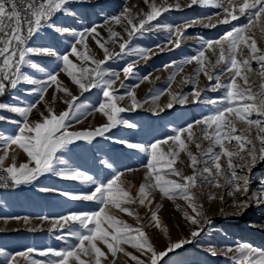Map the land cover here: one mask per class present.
Masks as SVG:
<instances>
[{
	"label": "snow or ice",
	"instance_id": "6c2138e0",
	"mask_svg": "<svg viewBox=\"0 0 264 264\" xmlns=\"http://www.w3.org/2000/svg\"><path fill=\"white\" fill-rule=\"evenodd\" d=\"M73 2L74 0H0V96L4 95L9 87L16 89L23 81L36 86L31 91L39 94L37 103L46 105L41 111L37 104L18 107L0 103V109L22 117V121H13L18 125L16 133H0V150L4 152V155L0 156V180L19 186L38 182L45 174H52L81 181L94 186V190L83 194L65 192L63 195L73 200L96 201L102 205L98 211L70 212L56 218L52 227L62 230V234L56 236V239L64 241L65 246L38 251L40 257L47 259H31L30 264H116L118 253L129 256L135 264H168L164 258L168 257L169 253L183 251L185 245L199 244V238L205 232V225L212 223L195 189L199 188L202 193L205 187H226V195L233 197V204L237 207L234 215H239V209L246 208L253 202L264 203V182L259 184L256 191L250 192L251 171L258 162L264 161V47L258 46L254 31L258 30L259 39L264 40V0H190L188 7L208 5L220 9L221 12L216 15L223 14V19L219 21L221 24L231 25L232 21L239 22L241 17L246 19V23L232 25L230 30H226L218 39L203 40L196 55L186 57L179 63L173 61L171 65H166V68L173 69L168 77L166 89L149 90L151 104L154 105L149 111L153 113L162 112L165 108L172 109L177 104L199 103L211 105L213 109L208 115L187 123L184 127L172 129V135L147 146L124 140L117 141L148 156L143 182L135 196L130 188L124 186V173L118 172L110 179L98 180L86 172L71 169L62 154L75 141L91 142L96 137H103L120 124L135 128L134 123L122 119L120 114L135 111L143 104L149 103L148 99L138 101L135 90L131 89L126 93L130 104L122 106L126 97L116 94L117 81H120L121 88L124 87L121 71L125 80L130 78L134 75L138 61L126 62L121 71L105 67L107 61L121 59L125 55L141 60L149 59L157 52L134 46L133 40L137 36H144L145 33L161 28L167 29L170 34L168 43L173 48H179L186 29L192 25L172 26L159 23L158 18L164 12L173 7H181L178 0L174 4L168 0H160L159 3L157 0H143L148 6V11L133 12L125 7L118 15L112 16L110 22L106 21V24L120 25L127 38L109 26L108 39L104 40L96 26L84 28L79 32L58 26V14L75 16L71 9ZM208 19L211 20L212 17ZM153 21L157 23L153 24ZM205 27L216 25L209 23ZM49 30L53 36L59 33L75 38L70 52L60 55L52 47L30 46V41L40 38L41 31ZM88 37L102 50V59L97 58L89 48ZM109 43L118 45L119 52L110 50L107 46ZM157 48L163 50L159 45ZM206 53H211V56ZM30 57H55L60 61L57 65L59 71L54 69L47 74L46 79H32L23 72L25 66L38 68ZM211 57L215 59L212 60ZM253 62L258 69L255 74L260 77L258 90L254 88L255 81L251 79L254 74ZM193 63L195 67L192 73L182 75L177 82L176 77L184 73V66ZM60 73L70 78L79 89V94H74L59 80ZM201 75L209 82L204 88L199 87ZM140 79L141 82H150L149 75ZM173 84H177L181 91H175ZM188 84L193 85L192 90L184 93L182 88ZM52 85H55V92L63 93L64 96L54 95L52 102H49L45 99V93ZM136 87H139V84ZM92 89H99L105 98L98 102V105H89L80 100L84 93ZM207 92H218L222 95L214 99L208 97ZM164 95H167L168 100L161 106L158 102ZM57 99L66 105L60 112H56L52 106ZM34 109L38 117L35 120L30 119ZM93 112L101 113L107 118V122L93 129L69 130L72 121L79 123L82 118ZM253 116L256 118H252ZM5 119L6 117L0 116V120ZM238 124H243L244 127L238 128ZM205 140L211 145L207 149L202 147ZM233 141L236 143L235 151L226 146L231 145ZM13 145L16 147L12 149V164L4 167V160ZM191 145L195 146L196 153L191 150ZM17 150L26 154L27 162L16 164L19 154ZM181 153L188 158L187 166L191 169V174H185L183 168L176 167L178 162L183 163L180 160ZM222 157L226 158L224 164L221 163ZM101 163L107 168L112 167L107 161ZM157 192L161 199L183 200L191 212L182 210L179 204L176 207L183 211L184 219L193 226L187 238L175 242L169 239L163 251H158L151 242L139 214L127 206L136 203L143 206L146 202L151 205ZM237 193L240 194L239 197ZM219 198L223 202L224 195ZM208 199H216V196L210 193ZM160 207V204H156L155 210L150 209L149 223L167 234V227L157 214ZM112 209L135 216L137 226L133 227L119 219ZM221 212L223 213V209ZM68 238H72L73 242H69ZM123 245H130L145 258L128 253ZM36 251L28 248L25 252L13 254L0 248V257L4 258L3 264H19L18 258L27 261L29 254ZM206 252L215 255L216 249L209 246ZM229 253L232 254L231 264H264V249L249 243L229 246L225 255Z\"/></svg>",
	"mask_w": 264,
	"mask_h": 264
},
{
	"label": "rangeland",
	"instance_id": "374dc122",
	"mask_svg": "<svg viewBox=\"0 0 264 264\" xmlns=\"http://www.w3.org/2000/svg\"><path fill=\"white\" fill-rule=\"evenodd\" d=\"M160 0H157L159 3ZM169 3H176L177 0H168ZM181 7L176 9L171 8L164 12L159 18V23L162 25L184 26L192 25L185 31V36L181 40L179 48H173L168 43L170 34L165 28L154 30L145 33L144 36H137L133 40V45L141 48L152 49L157 52L151 55L149 59L141 60L134 56H123L121 59H113L107 61L105 67L121 71L126 62L137 60L134 69V75L128 79H124L121 71V80L124 87H120V81H117L115 88L117 95L126 97V93L134 89L138 101L143 102L148 99L149 103L143 104L142 107L135 111H127L121 113V118L129 123H134L135 128H129L127 125L120 124L110 132L105 133L103 137H96L91 142L75 141L62 154V158L68 162L71 169L83 171L89 175L96 177L98 180H106L112 178L116 173H124L122 179L125 181L124 186L130 188L133 196L136 195L139 185L143 182L145 173V165L148 156L144 152L136 149H129L125 145L117 141L124 140L128 143H139L149 145L156 140H163L167 136L172 135V129L186 126L196 119H200L204 115H208L212 111L213 106L205 104H185L175 105L172 109L165 108L162 112L153 113L149 111L151 104L149 90H164L168 84V77L173 71L172 68H166V65H171L173 61L179 63L186 57L197 54L198 49L202 47L203 40H215L224 34L226 30H230L232 25L238 23H246V19L241 17L240 21H232L231 25L219 23L223 19V14L216 15L221 12L220 9L213 8L208 5H193L188 7L190 0H178ZM127 7L133 12L141 10L148 11V6L143 3V0H85V2H74L71 9L75 12V16L61 15L58 21V26L69 27L77 32L83 31L84 28L97 27L101 37L104 40L108 39V27L111 26L115 31L121 32L126 37L123 28L110 22V18L118 15ZM208 17H212L211 20ZM194 22V23H193ZM156 24L157 21H153ZM215 24L216 27H205L206 24ZM258 39V46L264 47V40L259 39V31L254 30ZM38 39L30 46H45L52 47L58 54L63 55L71 50V45L75 42V38L68 34L61 35L56 33L54 36L49 31H41ZM87 43L97 58H103L102 50L96 45L95 41L88 37ZM163 47L160 51L157 46ZM110 50L119 52L118 45L108 44ZM80 47V46H78ZM171 48V50H169ZM211 56V53H206ZM33 63L38 65V68L24 67V75L32 79H46L47 74L54 69L59 71L57 65L60 64L55 57H30ZM75 60L74 57H70ZM212 60L215 57H211ZM195 64L184 66V73L176 77L177 82L184 74H190L193 71ZM43 69V71H40ZM254 74L251 79L255 81L254 88L258 90L260 77L255 74L258 69L253 62ZM219 71V69H217ZM149 75L150 82H141V77ZM59 80L63 82L74 94H79V89L74 85L66 74L60 73ZM222 80L224 77L221 78ZM206 77L201 75L199 87L204 88L208 85ZM214 83V81H213ZM139 84V87L136 85ZM36 87L21 82L16 89H10L6 98L0 96V103L12 106L25 107L31 104H37V107L43 111L46 107L44 103H37L39 99L38 93H33L31 90ZM193 85H184L182 91L188 93L192 90ZM175 91H181L177 84H173ZM63 97V93L55 92V85L45 93L46 101L52 102L53 96ZM206 95L211 98H218L222 93L207 92ZM66 98V97H65ZM105 98L99 89H92L84 93L80 100L89 105H98V102ZM167 95L161 96L158 102L161 106L166 104ZM130 100L126 97L122 102V106L129 105ZM52 106L56 112H60L66 108L62 100L57 99ZM0 113L6 117L7 121L0 123V133L4 135H12L18 131V125L13 121L21 120L22 117L17 113H12L6 109H0ZM35 109L30 119H37ZM252 118H256L253 116ZM107 122V118L99 112H93L82 118L79 123L72 121L70 131H81L93 129ZM238 128H243V124H238ZM255 129H253V135ZM210 142L205 140L202 143L204 149L209 148ZM230 150L235 151L236 143L232 142L227 145ZM16 146H11L8 157L6 159L7 166L12 164V149ZM191 150L196 153L194 145H191ZM219 151V149H216ZM16 164L27 162L28 158L22 150H17ZM3 152V150H2ZM4 153V152H3ZM60 155V154H58ZM177 168H183L185 174H191V169L187 166L189 161L184 153H181ZM226 158L222 157L221 163H225ZM101 161H107L112 164L111 168H107ZM6 166V167H7ZM63 168L64 166H58ZM131 169L133 171L129 172ZM250 192L256 191L261 182H264V161L258 162L252 169L250 174ZM42 189H50L42 191ZM94 190V186L85 184L81 181L45 174L38 182L32 184L19 185L16 190L9 192H1L0 196V248L10 252H25L28 248L36 249L37 251L29 254V259L18 258L19 264H30L31 259L46 260V257H40L38 251L47 248L59 249L65 246L64 241L57 240L56 236L62 234V230L53 229L52 222L63 215L70 212H92L98 211L102 207L96 201H81L73 200L69 196L63 195L67 192L70 194H83ZM227 188L205 187L203 192L199 188L195 189L197 196L204 203L206 214L212 221L210 225H205V232L199 238V244L185 245L184 250H177L175 253H169L165 257L168 264H231V253L225 255L226 249L229 246L234 247L239 243H249L254 247L264 249V203H251L246 208L239 209L240 214L234 215L237 212V207L233 204V197L226 195ZM214 194L216 199L209 200V194ZM224 195L223 202L220 196ZM238 197L239 193L236 194ZM156 204L161 207L158 211V216L163 225L167 227V234L162 230L150 225L149 218L151 210H155ZM179 204L182 210L188 209L183 200L170 201L166 198L161 199L160 194H155V199L151 205L147 202L140 206L138 203L127 205L130 209H134L139 217L142 218L144 230L151 238V242L155 245L158 251H163L167 246L169 239L173 242L182 238H187L193 226L190 225L183 216V211L178 210L176 205ZM151 209V210H150ZM223 209V213L221 212ZM114 215L124 222L137 226L135 216H129L126 213H121L119 210L112 209ZM47 217L48 219H41ZM69 242H73L72 238H68ZM104 248L103 245H100ZM212 246L216 249V254L211 255L206 252V249ZM128 253L137 255L142 259L141 253L133 249L130 245H123ZM106 251V248L104 249ZM109 259L111 256L109 254ZM3 257H0V264H3ZM116 264H135L129 256L123 253H118L115 258ZM163 264V262H161Z\"/></svg>",
	"mask_w": 264,
	"mask_h": 264
},
{
	"label": "built area",
	"instance_id": "2783aa9c",
	"mask_svg": "<svg viewBox=\"0 0 264 264\" xmlns=\"http://www.w3.org/2000/svg\"><path fill=\"white\" fill-rule=\"evenodd\" d=\"M58 21L61 19V14H58ZM40 34V33H39ZM36 40V39H35ZM34 40V41H35ZM34 41H30L29 43H33ZM18 186H14L11 184V182L9 181L8 183H5L4 181L0 180V192H9V191H13L16 190Z\"/></svg>",
	"mask_w": 264,
	"mask_h": 264
},
{
	"label": "bare ground",
	"instance_id": "6f19581e",
	"mask_svg": "<svg viewBox=\"0 0 264 264\" xmlns=\"http://www.w3.org/2000/svg\"><path fill=\"white\" fill-rule=\"evenodd\" d=\"M0 116H3L1 113H0ZM7 121V119H5V120H0V123H4V122H6ZM4 155V153L2 152V150H0V156H3ZM7 166V161H6V159L4 160V167H6ZM1 193V192H0ZM2 194V193H1ZM1 194H0V196H1ZM163 221V220H162Z\"/></svg>",
	"mask_w": 264,
	"mask_h": 264
},
{
	"label": "trees",
	"instance_id": "16d2710c",
	"mask_svg": "<svg viewBox=\"0 0 264 264\" xmlns=\"http://www.w3.org/2000/svg\"><path fill=\"white\" fill-rule=\"evenodd\" d=\"M10 87H9V89L6 91V93L4 94V95H2V98H6L7 97V95H8V93H9V91H10Z\"/></svg>",
	"mask_w": 264,
	"mask_h": 264
}]
</instances>
